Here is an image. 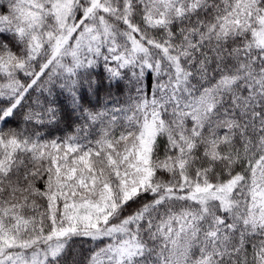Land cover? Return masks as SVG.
Masks as SVG:
<instances>
[{"label":"snow or ice","instance_id":"obj_1","mask_svg":"<svg viewBox=\"0 0 264 264\" xmlns=\"http://www.w3.org/2000/svg\"><path fill=\"white\" fill-rule=\"evenodd\" d=\"M0 264H264V0H0Z\"/></svg>","mask_w":264,"mask_h":264},{"label":"trees","instance_id":"obj_2","mask_svg":"<svg viewBox=\"0 0 264 264\" xmlns=\"http://www.w3.org/2000/svg\"><path fill=\"white\" fill-rule=\"evenodd\" d=\"M62 134H63L62 130H57V131L54 132L55 136H60Z\"/></svg>","mask_w":264,"mask_h":264}]
</instances>
